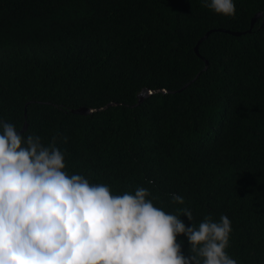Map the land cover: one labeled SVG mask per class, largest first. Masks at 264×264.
I'll return each mask as SVG.
<instances>
[{
    "label": "trees",
    "instance_id": "1",
    "mask_svg": "<svg viewBox=\"0 0 264 264\" xmlns=\"http://www.w3.org/2000/svg\"><path fill=\"white\" fill-rule=\"evenodd\" d=\"M235 8L230 17L203 0H0V119L19 129L27 120L24 134L54 142L69 173L114 194L143 186L165 212L189 208L186 226L227 215L228 255L264 264V15L250 32L218 30H248L264 0ZM145 87L168 91L134 105ZM177 242L191 255L184 234Z\"/></svg>",
    "mask_w": 264,
    "mask_h": 264
},
{
    "label": "clouds",
    "instance_id": "2",
    "mask_svg": "<svg viewBox=\"0 0 264 264\" xmlns=\"http://www.w3.org/2000/svg\"><path fill=\"white\" fill-rule=\"evenodd\" d=\"M235 16V0H203ZM147 188L114 194L108 184L66 171L64 152L0 119V264H237L225 249L227 215L193 220L154 206ZM173 202L184 197L173 193ZM184 234L191 255H184Z\"/></svg>",
    "mask_w": 264,
    "mask_h": 264
},
{
    "label": "water",
    "instance_id": "3",
    "mask_svg": "<svg viewBox=\"0 0 264 264\" xmlns=\"http://www.w3.org/2000/svg\"><path fill=\"white\" fill-rule=\"evenodd\" d=\"M264 15V13L261 11V12H258L257 14H255L254 15V17L252 18V21H251V27L248 29V30H244V31H233V30H228V29H223V28H218V30H224V31H227V32H231L232 34H235V35H240V34H243V33H246V32H250L251 30H252V27H253V25L255 24V22L260 18V17H262ZM213 30H217V29H211V30H209V31H207L201 38H200V40H199V42L197 43V45L195 46V51L198 53V54H200L199 53V44H200V42L201 41H203L205 38H207L208 37V35L213 31ZM188 85V83L187 84H185L181 89H183L184 87H186ZM160 91H162V92H166V91H168L167 89H165V88H161V89H151V88H143L140 92H139V94H138V101L134 104V105H138V104H140L141 102H143L144 101V99L147 97V96H149V95H151V94H153V93H155V92H160ZM112 104H114L113 102H109L108 104H106L105 106H103V107H98V108H96V107H86V106H80V107H77V108H72L71 109V111L72 112H74V113H79V114H90V113H94V112H96V111H98V110H101V109H104V108H106V107H108V106H110V105H112ZM28 129V122H27V120L25 121V124H24V126H23V128L21 129V131H26Z\"/></svg>",
    "mask_w": 264,
    "mask_h": 264
}]
</instances>
